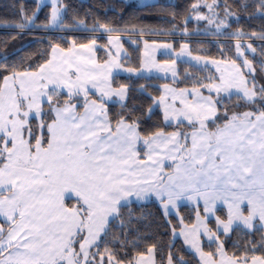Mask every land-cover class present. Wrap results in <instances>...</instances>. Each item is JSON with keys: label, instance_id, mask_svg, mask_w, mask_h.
<instances>
[{"label": "snow or ice", "instance_id": "6c2138e0", "mask_svg": "<svg viewBox=\"0 0 264 264\" xmlns=\"http://www.w3.org/2000/svg\"><path fill=\"white\" fill-rule=\"evenodd\" d=\"M145 6H5L0 264H264V0Z\"/></svg>", "mask_w": 264, "mask_h": 264}, {"label": "trees", "instance_id": "16d2710c", "mask_svg": "<svg viewBox=\"0 0 264 264\" xmlns=\"http://www.w3.org/2000/svg\"><path fill=\"white\" fill-rule=\"evenodd\" d=\"M14 2H20V0H0V16L2 15H10V11L5 7L6 5H10ZM26 2L30 6H34L36 0H26ZM66 3L71 5L69 9V16L73 14V12L78 13L80 17H84L86 13H91L93 16L99 15L101 19H109L114 22H117L121 27L129 22H135L137 25L145 27V28H159V29H167L170 27L167 23H165V19H171L170 16H167L165 19H161L159 8L158 7H146L145 5H164V6H179L176 8L177 11L183 12L184 7L191 2V0H158L157 2H153L150 4H145L142 6H137L132 2H128L126 0H65ZM50 11V8L43 7L40 13V21H43L44 15ZM206 11V10H205ZM90 19V18H89ZM196 27L195 21L192 22L190 28L194 29ZM4 35V31L0 30V36ZM37 36L40 33H36ZM128 37L125 36V39ZM145 39L150 41L155 40L157 42H175V47L178 49L180 43L191 41V46L193 48L198 47L197 42H203L204 48H211L212 54L216 55V50L209 41L214 38L211 36H192L191 38L185 37L181 38L179 35L175 37L171 36H161V35H152L146 36ZM33 39L32 36L26 38L27 40ZM128 46L127 44L125 45ZM142 49V43L140 45ZM160 55L158 59H160ZM132 63L135 65L136 55H133ZM126 77V75H124ZM146 81H140V83H145ZM156 83L157 81H150ZM159 83H163L164 81H158Z\"/></svg>", "mask_w": 264, "mask_h": 264}, {"label": "rangeland", "instance_id": "374dc122", "mask_svg": "<svg viewBox=\"0 0 264 264\" xmlns=\"http://www.w3.org/2000/svg\"><path fill=\"white\" fill-rule=\"evenodd\" d=\"M126 1L132 2V3H134L137 6H142V5H145V4H150V3H153V2H157L158 0H126ZM49 3H50V0H42V4H49Z\"/></svg>", "mask_w": 264, "mask_h": 264}, {"label": "crops", "instance_id": "0c3cea01", "mask_svg": "<svg viewBox=\"0 0 264 264\" xmlns=\"http://www.w3.org/2000/svg\"><path fill=\"white\" fill-rule=\"evenodd\" d=\"M162 43V42H161ZM142 48H143V44H142ZM177 50H179V48L177 49ZM158 56H159V53L157 54V58H158ZM124 75H127V74H124ZM162 75V74H161Z\"/></svg>", "mask_w": 264, "mask_h": 264}]
</instances>
